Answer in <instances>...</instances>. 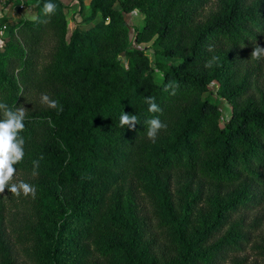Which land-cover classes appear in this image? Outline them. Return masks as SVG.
<instances>
[{"label":"trees","instance_id":"obj_1","mask_svg":"<svg viewBox=\"0 0 264 264\" xmlns=\"http://www.w3.org/2000/svg\"><path fill=\"white\" fill-rule=\"evenodd\" d=\"M34 1L26 6L37 17L12 22L0 51V102L26 111L14 168L36 196L8 199L31 212L18 230L31 264H89V241L98 262L248 264L264 225V214L247 218L264 210V59L250 57L264 46V0H92L93 25L70 35L62 0H50L49 17L47 0ZM136 9L145 24L134 39L153 40L154 65L130 45L125 14ZM170 81L174 95L164 90ZM214 81L229 115L210 97ZM146 96L162 112H148ZM122 112L138 117L135 129L119 126ZM153 116L167 124L155 142L144 124ZM8 241L0 232V264H27Z\"/></svg>","mask_w":264,"mask_h":264},{"label":"rangeland","instance_id":"obj_2","mask_svg":"<svg viewBox=\"0 0 264 264\" xmlns=\"http://www.w3.org/2000/svg\"><path fill=\"white\" fill-rule=\"evenodd\" d=\"M35 0L34 2H36ZM65 8H64V13L67 16V21H68V35H70L75 28H79L83 31H86L89 29L95 20H89V16L92 13V0H62ZM33 4V3H30ZM116 6L120 8V3H117ZM25 10V9H24ZM37 17V12H34V5H31L29 8L27 7L25 11L19 10L17 7L13 6L11 8H6L4 10H1L0 12V51L3 49L4 42L8 37L9 33V27L12 22L16 23L19 22L23 19L29 18V19H35ZM127 24L129 26L130 30V38H131V43L130 45L133 47L141 48L143 49L149 56L151 64H155V51H156V46L153 44V40L148 41V42H137L134 39V35L138 30H141L145 24V14L139 10L136 9L131 13H126L125 14ZM98 19V18H97ZM160 58L161 55L158 54ZM119 57L122 60L123 65H127L129 63L128 57L126 54L122 53L119 55ZM168 60V59H166ZM169 60H175V59H169ZM220 86V82L214 81L213 84L211 85V95L210 97L213 100H219L221 101L220 103L222 104L226 115H229L231 113V105L227 102L226 99H224L217 91ZM186 174L183 177H180L182 184L187 183L186 179ZM28 179V176L25 173L22 172H16L12 178V180L9 183H18L19 181H24L26 182ZM179 189L182 190V187L179 186ZM137 192V191H136ZM64 195L66 201H71L73 198V189L69 186H66L64 189ZM10 194L13 196V198H16V203L22 202V193L19 197L13 195L11 192L8 191L7 188H5L4 195L7 196V201L8 202V210H7V231L3 228H0V232L6 233L7 238L9 239L8 243L11 242V244L14 246L13 248L17 249L15 251L16 257L19 258L20 262L27 264H31V261L29 257L26 255V252H24L21 248L23 245V241L25 239V235H22V231H18L19 229L22 230L23 228V222L27 221L26 215L28 210H26L24 207H16V203L9 204L11 202L8 198ZM141 195L144 194V192L140 193ZM147 201L144 200V204ZM31 213V212H28ZM211 213H209L210 215ZM264 210L263 211H257L253 212L248 215L247 218L249 220H253L256 217L263 216ZM211 216V215H210ZM33 217V216H32ZM20 232V233H18ZM105 239V238H104ZM253 242L248 248L247 253L245 256L249 257V262L248 264H264V225L262 229L253 237ZM92 244V245H91ZM1 245V243H0ZM82 245L87 246V252L86 256L83 257V260H87L89 264H112L111 260L107 261H97V254H96V247L95 244L91 241L82 243ZM1 249V247H0ZM89 250V253H88ZM88 253V254H87ZM244 256V255H242ZM223 264H233L232 260H229L226 263Z\"/></svg>","mask_w":264,"mask_h":264},{"label":"clouds","instance_id":"obj_3","mask_svg":"<svg viewBox=\"0 0 264 264\" xmlns=\"http://www.w3.org/2000/svg\"><path fill=\"white\" fill-rule=\"evenodd\" d=\"M57 9V5L47 0L43 5V13L45 17H49L54 14ZM47 23V19L41 21ZM253 60L264 59V46L257 44L253 47L250 56ZM219 58L213 56L210 60L205 62L206 68L213 67L218 62ZM178 84L175 82H168L164 85V90H171L170 94L174 95ZM145 103L148 104V112L158 113L162 112V109L155 102V98L152 96H146ZM41 102L48 105L50 108L59 109L62 111V106L56 100L50 99L46 94H42ZM0 112L3 114V119H0V193H4L7 187L8 191L13 195L19 197L21 193L28 197L31 195L33 199L36 196V188L24 181L18 183H9L16 171L14 165L21 162L24 158V144L25 139L20 135L25 129L26 111L24 107H17L15 109L9 107L6 103L0 102ZM140 123L136 115H130L126 112H122L119 118V126H127L129 129H135L136 125ZM146 125L147 137L155 142V139L161 130L167 128V124L160 120L158 116H153L150 119L144 121ZM43 157H41L42 159ZM39 168V160L33 161V175H36V170Z\"/></svg>","mask_w":264,"mask_h":264},{"label":"built area","instance_id":"obj_4","mask_svg":"<svg viewBox=\"0 0 264 264\" xmlns=\"http://www.w3.org/2000/svg\"><path fill=\"white\" fill-rule=\"evenodd\" d=\"M30 0H0V12L6 8H11L13 6L17 7L19 10L26 9V3Z\"/></svg>","mask_w":264,"mask_h":264}]
</instances>
